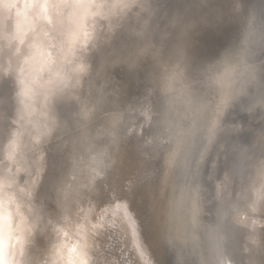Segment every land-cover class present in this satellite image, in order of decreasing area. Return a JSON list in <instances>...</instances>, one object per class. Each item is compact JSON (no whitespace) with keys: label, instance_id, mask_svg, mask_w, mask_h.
<instances>
[{"label":"bare ground","instance_id":"6f19581e","mask_svg":"<svg viewBox=\"0 0 264 264\" xmlns=\"http://www.w3.org/2000/svg\"><path fill=\"white\" fill-rule=\"evenodd\" d=\"M134 1L138 2L134 10L144 8L140 0H0V74L15 70L17 76L26 80L33 62L29 53L43 58L29 87L22 88L24 96L31 101L22 100L21 103L25 121L12 116L18 126H11L14 129L9 146L2 148L0 144V151H3L0 157V257L7 264H151L154 258L149 255L150 250L156 256H164V261L167 255L161 239L165 238L166 232L160 228L152 212L155 198L157 202H162L160 196L154 197L158 188L156 182L162 184L160 192L164 194L171 172L180 160L181 145L192 139L194 132L191 128L197 117H201L202 113L203 119L207 118L204 109L208 105L217 111L206 130L211 137L220 126L226 108L243 91H247L245 87L252 83L262 87V70L259 69L262 62L260 58L253 57L251 48L254 33L260 32L264 26V19L259 18V29L248 23L240 51L229 57L225 55L222 68L209 73L207 87L212 93H219L215 105L213 95L202 99L195 96L194 88H191L192 74L198 68L193 52L197 47V36L204 26L214 20L211 16L219 17V11L223 9L218 1L225 5L224 11L230 16L233 12H240L238 1L234 5L228 0L183 1L186 6L165 18L162 40L156 48L152 46L151 35L157 26L148 31L134 27L133 31L138 36L143 33V42L136 39L129 42L130 62L136 69L144 59L152 62L151 73L159 77V91L154 97L156 102L150 94L140 95L134 101L128 99L124 103L112 98L116 109L122 105L121 109L118 108L120 113L112 120L100 121V129L94 137L102 138V131L106 129L115 150L111 151L103 143L91 151L90 158L81 164L83 169L77 167V174L70 173L67 180L70 189L73 179L77 180L79 175L80 180L71 189L76 199L73 208H65L67 205L63 200L62 204L49 207L34 192L51 164V158L62 150L68 131L62 117L50 113V101L64 86H69L70 93L74 88L83 87L81 95L80 92L75 94L81 102L79 116L87 122L98 117L100 107L96 108L97 100L90 99L94 86L92 76L102 72L106 60H100L94 70L89 69V63L83 60L92 51H100L112 31L119 27L118 20L112 19V16L115 18L120 10L124 12ZM251 17L247 16L248 20ZM258 37L262 38V35L258 33ZM46 40L51 42V46L48 44L46 47L48 52L43 51ZM30 47H33L31 51ZM79 49L81 53H78ZM115 50L120 53V59L125 58L119 46L109 48L106 55ZM180 50L183 53L180 61H169L168 57ZM23 67L25 70L20 74ZM46 70L49 74L43 78ZM71 75L76 77L73 82L70 81ZM153 87L148 86L147 89L152 91ZM263 90L262 87L261 92ZM113 92V96L118 93L116 89ZM260 94L255 103L264 109V99ZM158 99L159 104L165 101L168 113H157ZM0 115L1 118L6 117L4 107ZM4 124L0 125V130L3 128L0 139L6 132V136L9 133L5 131ZM156 124L169 128L159 172L154 163L161 145L160 130L153 129ZM260 177L261 182L253 190V198L247 200V196L243 197L242 208L234 213L237 225L244 230L246 248L248 242L255 249L262 243L259 232L264 231V171ZM190 187L193 192L187 211L193 224L199 227L198 223L203 224L205 215L198 181L190 183ZM117 191L127 192L128 198L122 201L115 199ZM128 203L131 208H128ZM158 209L157 215L162 206L159 205ZM137 219L143 222L141 233L137 228ZM192 233L191 241L196 242L200 264H207L200 236L196 230ZM39 236L45 245H41L42 250L39 246L40 250L35 251L38 243L34 242V238ZM32 242L33 245L30 244ZM254 251L253 254L258 257V249ZM158 261L155 264H164L160 259Z\"/></svg>","mask_w":264,"mask_h":264},{"label":"water","instance_id":"95a60500","mask_svg":"<svg viewBox=\"0 0 264 264\" xmlns=\"http://www.w3.org/2000/svg\"><path fill=\"white\" fill-rule=\"evenodd\" d=\"M140 1L144 4V8L141 7V10L133 9L134 7H138V2L135 3L134 1L128 8L124 9V12L119 9L120 11L116 16L117 19L112 16V19L118 20L119 27L112 31V34L106 39V42H104L106 44L103 45L100 51H92L91 53L93 56L91 54L83 60L85 63H89V69L91 70H94L100 60H106L104 69L101 68L103 69L102 72H98L96 75L92 76L94 79L92 85L94 84V86H92L90 99L95 98L97 100L96 108L104 106L111 107V105L115 106L116 103L112 101L114 97L116 102L123 103V99L120 96L123 89L121 85H116L115 89L118 93H116L115 96H113L114 92L102 94L98 86L99 78L107 72L110 55L113 52L106 55V51L109 48L119 46L121 54L125 55V59L129 60L131 56L128 46L129 42L134 39L143 42V33L138 36L139 34L137 35V33L133 31L134 27L143 28L145 31L152 30L154 26L158 28L161 20L165 21L169 13L173 14L175 11L181 10L182 7L186 6L185 3L183 4V1L187 0ZM236 1L240 4V12L237 14L233 12L232 16L224 11L225 5L218 1L220 8L223 9L221 11L218 10L219 17L211 16V20H214H210L211 22L204 26L202 32L199 33L200 35L198 37L199 39L201 38V41L197 42V47L195 46L194 49L197 59L195 66L198 67L196 71L199 70L206 75V72H209V68L215 63L214 60L217 58L222 60L225 55L229 57L235 51H238L240 46L244 45L243 38L247 27H249L248 23L258 28L257 19H264V0H228V2H233V5ZM239 13L240 16L238 15ZM247 16H252V19L248 20L249 17L247 18ZM258 33L262 35V38L258 37ZM257 38L260 39V41ZM49 43H51L49 40L45 41L44 52H48L46 47L51 46ZM251 44V48L254 51L253 57L257 59L260 58V62H262V66L259 69L262 70L261 80L262 87L264 88V26L261 27L260 32L256 31L254 33ZM32 49L33 47H30V51ZM80 50L81 49H79L78 53H81L82 50ZM29 55L32 56L33 62H31L32 69L29 72L27 71L26 80L17 76V71L15 70L14 72L10 71L7 77L3 73L0 74V94L3 95L4 111L7 113L4 121L8 122L5 124L3 122V124L5 126V131L8 130L9 132L8 136H6V132L5 136L1 138L2 148L4 146H9L14 129H11V126H18L17 122L12 119V116H17L21 121H25L26 115L22 114L24 110L21 108V103L22 100L31 101L29 98L25 97L26 95L23 93L22 88L29 87L28 85L31 84V79H33L39 71L37 66L43 61V58L38 54L34 56L33 53H29ZM15 61L16 60H14V62ZM130 65L136 71L140 69H136L132 64ZM23 70H25L24 67L21 69L20 74H22ZM48 74V70H46L45 76L44 73L42 74L43 78H46ZM138 74L140 75L141 73ZM75 78L74 75H71L70 81L73 82ZM138 80L141 82V78H138ZM203 84V87L206 88L207 82ZM158 85L159 80L153 82V90H147L144 93L140 92L139 96L150 94L153 95V100L155 101L154 97L157 96V91H159ZM68 87L69 86H64V89H59L58 93L54 95V99L50 101L52 107L50 113H54L60 117L62 110L67 105L76 106V111L78 112L81 110V102L79 99L77 100L73 92H80L79 94L81 95V93L84 92L83 87L82 89L74 88V91L71 93ZM262 87L257 86L255 83L250 84L247 88L245 87L247 91H243L240 97L235 99V102L226 108L225 113H223L221 117L220 126L211 137H208L206 130L212 122L209 121L208 118L204 117L203 119V114L201 113L200 117L198 113L199 117H197L198 119H196L193 128H191L194 135L186 144L181 145L182 150L178 154L180 160H178L176 167L182 169L181 171L183 174L188 177L192 175L195 176L196 174L199 176L198 186L200 187V201L202 202L205 216L202 221L203 224L198 223L199 227L193 224L189 212L188 221L192 230L198 232L200 241H202L204 245L205 251L203 258L207 264H245V262H241L240 251L242 248L246 247L247 243L243 239L244 230L237 225L234 219V213L242 208L243 197L245 198L247 196V198H253V190L261 182L260 174L264 171V162L259 158L261 154H264V109L260 108V104L258 105L255 103V101L259 100L260 93V95H262V100L264 99V90L261 92ZM135 98H138V96L134 98L131 97L130 100L134 101ZM159 99L158 103H160ZM162 105L168 109L165 101ZM209 106L211 105H208L206 109H204V116L207 115L208 108H211ZM121 107L122 105L118 108L121 109ZM39 111L40 108L38 107V113ZM216 112L215 110V113ZM24 114L27 113L25 112ZM187 114L188 116L190 115L188 112ZM186 120L189 121L188 118ZM153 127L156 131L165 126L156 124ZM102 132H104V136L107 135V137L111 139V136L106 133V129ZM171 142L172 140L170 139L169 144H171ZM203 143H205L204 147L206 148L204 150L207 153L204 158L202 157L204 155V150H201V144ZM106 146L111 151L115 150L112 141L106 143ZM147 148L149 150V146H147ZM159 149L158 158L154 161V163L157 164L156 167L158 171L162 168L163 162V149L161 146ZM2 156L3 151L1 150V157ZM257 168L260 172L255 171ZM38 191H40V187L35 193L37 194ZM127 206L129 208L130 204L128 203ZM136 224L141 233L143 230V222L137 219ZM240 230L242 233H240ZM193 235L192 233V237ZM191 242L194 244V241ZM129 249L132 251L131 246ZM149 255L154 258L151 264H155L158 259L164 264L179 263L177 253L166 251L167 256L164 258V261V256L158 254V256H156L151 250ZM255 258L256 257H254V259ZM249 263L255 264V261L251 260Z\"/></svg>","mask_w":264,"mask_h":264},{"label":"rangeland","instance_id":"374dc122","mask_svg":"<svg viewBox=\"0 0 264 264\" xmlns=\"http://www.w3.org/2000/svg\"><path fill=\"white\" fill-rule=\"evenodd\" d=\"M165 26H166L165 21L161 20L159 27L151 35L153 48H156V46H158V44L162 40V32L164 31ZM198 36H197L198 41H201V38L199 39ZM182 54L183 53L181 50L179 52L176 51L175 54L173 56H169L168 59L169 61L171 60L174 63L179 62ZM129 58H130L129 60L125 58L120 59L119 52H117L116 50L113 51L112 54L110 55V60L108 63L106 74L101 76L98 80V86L102 91L101 92L102 94L113 92L116 85L117 86L121 85L123 89H122V94L120 96L123 99V103L126 100H128V98L130 100L131 97L134 98L139 96L140 92L144 93L145 91L148 90L147 89L148 86H153V82L159 80L158 76H155L154 74L151 73V67H152L151 65L153 64L149 59H144L142 65H140L139 67L140 69L136 71L130 65L131 56ZM194 61L196 60L194 59ZM214 61L215 63L209 68V72H206V75L200 72L199 70H197L199 72L195 71L192 74L193 82L191 84L192 86L191 88L192 89L194 88L193 90L195 92V96H198L199 98L202 99L211 97V95H213V104L215 105V103L219 99L218 91H214V93H212L211 91H209L207 87L206 88L203 87L204 85L203 83L207 82L208 79L210 78L209 73L220 70L222 68L223 60L217 58ZM138 73L141 74L139 75ZM138 78H141V82L138 80ZM76 93L77 92L74 93V96ZM170 97L171 96H168V98ZM2 99H3V95L0 94V111L4 107V101ZM157 108L159 110V112L157 113H168L166 107H164L162 104L158 103ZM76 109H77L76 106L67 105L62 110L61 117L63 123L68 127V131L66 133L67 140L64 146L62 147L60 153L51 158L52 159L51 164H49V167L44 171V176L40 180L37 189L39 190L40 187V191H38L37 194L34 192V195H38L41 199H43V201L46 202V204L49 207L50 205L52 206V204L59 205L61 200L64 201L65 203L64 205H67V207L65 206V208L67 209H71L75 206V200H76L75 194H74V190L72 191L71 189L74 188V186L78 185V182L80 181L79 175L77 180L73 179L74 182H73V187L71 186V189L67 185L68 177L72 171L76 172V174L78 173L77 167H81L82 166L81 164H84L86 160L90 158V154L92 150L97 149L103 143H108L111 141L110 138L107 137V135L98 139L94 137L100 129V124L98 123L104 119L112 120L116 118L117 115H119L120 113V110L118 108L116 109L114 105L113 106L111 105V107L109 106L100 107L99 109L100 112L98 117L94 121L87 122L84 119L80 118L79 116L80 111L78 112L76 111ZM214 114H215V110L213 107L208 109L207 118L209 121L213 120ZM1 116L2 115H0V125L5 120V117L1 118ZM116 122L117 121H115V123ZM105 125L108 126L107 121ZM2 129L3 128H1L0 132L3 131ZM159 134H160L159 139L161 142L160 146L162 147L164 152L165 146L167 144V139L165 136L169 134V128L168 127L161 128ZM0 144H1V139H0ZM204 145L205 143L201 144V148H202L201 150H204L206 148L204 147ZM206 154L207 153L204 150V155L202 157L204 158ZM0 157H1V151H0ZM259 158L264 162V154H261ZM257 169L255 171H257ZM181 170L182 169H179V167H175L172 170L169 183L166 188L167 191L165 189V191H163L164 194H161L160 192L161 191L160 187L162 184L158 181L156 182V187L158 188L157 191H155L156 194L154 197L160 196L162 202L161 203L157 202L155 198L152 204L153 205L152 212H153V216L155 215L157 220L159 221L157 223L160 225V228H163L164 231L166 232L165 238L161 239L163 250H166L170 253H177L179 258L178 264H200L199 253L196 243L194 242L193 244L191 242L192 228L189 226L188 211H187V207H189L190 198L192 197V192H193L192 188L190 187V183H192L193 181H199V176L198 174H196L195 176L192 175L193 177L192 176L188 177L187 175H184ZM257 172H260V170ZM52 174H56L58 179L54 192L49 195L41 190V184H46L47 177L51 176ZM248 199L249 198H247V200ZM159 205L162 206V209L160 214L157 215L156 213L159 210L158 209ZM245 232L247 233V231ZM240 233H242L241 230ZM259 234L260 236H262L261 242L263 244L264 243L263 229L261 230V232H259ZM35 241L38 243L37 247H35V251L40 249L42 250L43 246L41 245H45V244L43 240L40 238V236L37 239L35 237L34 242ZM248 243L249 246L247 248L246 247L242 248L243 250L241 249L240 251L241 262L243 263L245 262V264L247 263L250 264L249 261L254 260L255 264H264V255H263L264 244L255 249L252 243L250 242ZM33 244L34 243L32 242L31 245ZM39 246H41L40 249ZM251 247L254 249H252ZM257 249L258 251L256 252L259 258L253 254L255 253L254 250ZM262 250L263 253L261 252ZM251 257L253 258L256 257V258L252 259ZM247 258L251 260L248 261Z\"/></svg>","mask_w":264,"mask_h":264},{"label":"snow or ice","instance_id":"6c2138e0","mask_svg":"<svg viewBox=\"0 0 264 264\" xmlns=\"http://www.w3.org/2000/svg\"><path fill=\"white\" fill-rule=\"evenodd\" d=\"M9 74L7 72H5V76L7 77ZM57 175L56 174H52L51 176L47 177V183L46 184H41V190L46 192L47 194H52L56 188V184H57ZM109 195L111 196V193H109ZM128 198V193L124 192V191H117L115 193V199H127ZM114 202V200L112 201ZM0 264H7L6 261L2 260V257H0Z\"/></svg>","mask_w":264,"mask_h":264}]
</instances>
